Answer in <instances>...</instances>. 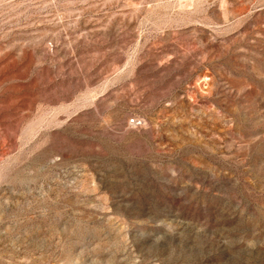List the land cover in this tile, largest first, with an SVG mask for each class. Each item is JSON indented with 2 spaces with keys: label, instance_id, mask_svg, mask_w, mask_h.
<instances>
[{
  "label": "rangeland",
  "instance_id": "rangeland-1",
  "mask_svg": "<svg viewBox=\"0 0 264 264\" xmlns=\"http://www.w3.org/2000/svg\"><path fill=\"white\" fill-rule=\"evenodd\" d=\"M0 264H264V0H0Z\"/></svg>",
  "mask_w": 264,
  "mask_h": 264
},
{
  "label": "built area",
  "instance_id": "built-area-1",
  "mask_svg": "<svg viewBox=\"0 0 264 264\" xmlns=\"http://www.w3.org/2000/svg\"><path fill=\"white\" fill-rule=\"evenodd\" d=\"M129 123L132 126L138 127V126L142 125L143 121L141 119H139V118H131L129 120Z\"/></svg>",
  "mask_w": 264,
  "mask_h": 264
}]
</instances>
